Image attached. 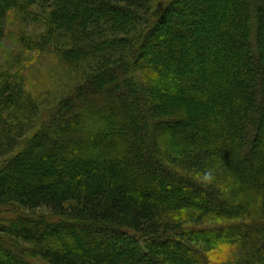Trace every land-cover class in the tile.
<instances>
[{"label": "trees", "instance_id": "obj_1", "mask_svg": "<svg viewBox=\"0 0 264 264\" xmlns=\"http://www.w3.org/2000/svg\"><path fill=\"white\" fill-rule=\"evenodd\" d=\"M7 40L0 264H264V0H0Z\"/></svg>", "mask_w": 264, "mask_h": 264}, {"label": "rangeland", "instance_id": "obj_2", "mask_svg": "<svg viewBox=\"0 0 264 264\" xmlns=\"http://www.w3.org/2000/svg\"><path fill=\"white\" fill-rule=\"evenodd\" d=\"M4 46V47H3ZM18 48V46L17 45H15L13 42H11V41H9V40H7V41H4L3 42V45H2V47H0V64H3L4 63V61H5V57H6V55L7 56H10V55H15V54H17V52H16V50H18L17 49ZM18 59L19 58H21L22 56H26L24 53H22V52H19L18 54ZM30 58V57H29ZM41 61H35V62H33V63H31V64H33V65H31L32 67H37V66H39V63H40ZM50 72V71H49ZM41 73V72H40ZM52 75H49V76H47L46 77V80H47V82H45V83H50V82H53L54 80L55 81H58V83H61L62 82V79L60 78L61 77V74L59 73V71H53V72H50ZM38 75H40V74H38ZM51 85V84H50ZM56 85V84H55ZM52 87V86H51ZM55 88V86L52 88V89H54ZM52 89H50V90H52ZM58 91H60V89H58V90H55L54 92H56L55 94H57L58 93ZM53 92V93H54ZM200 111V110H199ZM37 212H36V214H39L38 212H41L42 214H44V213H48V211L46 210V209H38V210H36ZM182 212V214H184L185 215V217H188V216H191L193 213H194V211H193V209H190V208H187V209H184V210H182L181 211ZM190 218H194V217H190ZM205 220V222H204V224H202L203 226H205V227H208V226H217V225H219L220 223H222V222H219L218 220H216V219H211V218H204L203 219V221ZM140 246H144L143 244L142 245H140Z\"/></svg>", "mask_w": 264, "mask_h": 264}]
</instances>
